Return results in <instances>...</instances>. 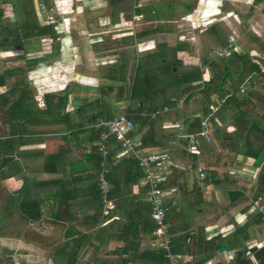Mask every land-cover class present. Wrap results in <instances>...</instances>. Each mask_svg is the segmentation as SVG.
Masks as SVG:
<instances>
[{
  "label": "crops",
  "instance_id": "0c3cea01",
  "mask_svg": "<svg viewBox=\"0 0 264 264\" xmlns=\"http://www.w3.org/2000/svg\"><path fill=\"white\" fill-rule=\"evenodd\" d=\"M92 1L93 7L90 8V0H46L57 18L64 15L56 10L57 4L63 5L65 12L72 11L68 13L73 19L71 25L58 39L59 55L45 66L51 72L54 68L60 70L67 78L68 85L63 91L68 93L71 116L47 125L45 133L20 136L21 133L16 131L19 127L16 126L18 121H14L15 128L9 124L6 111L8 105L4 106L5 115L0 119V140H14L13 154H9L13 160L7 165L0 163V183L6 192L0 210L2 212L8 194L20 195L18 190L22 187L24 178L28 177L32 196L40 198L42 202L43 215L37 221H21L30 226L43 224L41 229H37L47 237L46 251L50 264H53L56 247L75 237L81 238L82 245L78 264H93L94 260H97L96 264H122V260L129 255L137 258L129 264H144L138 255L159 245L148 229H145V221L150 218L151 205L146 195L143 172L140 177H136L140 171H133L122 161L123 157H117V151L115 152L109 166L112 169L109 181L114 209L110 215H104L96 188L101 164L90 154L93 148L90 135L91 118L99 108L94 103L97 98L100 104L112 102L111 97L103 98L100 87L109 81L107 77L114 66L121 61V66L126 64L125 69L129 73L135 56L137 58L157 51L160 42L172 45L167 37H171L174 30L166 24L178 23L179 19L170 16L172 9L166 3L165 8H158L157 17L145 16L133 29L130 24L132 16L127 19L120 13L119 18L113 20L110 13L102 14L109 6L107 0ZM87 13L97 14V19L94 22L84 19ZM151 14H155V8ZM188 16L191 13L185 17ZM149 22L159 24L156 26L160 29L159 32L153 33L157 38L148 34L130 41L138 31L149 28L142 27ZM180 35L178 41H175L176 44L182 43L187 47L177 54L183 60L191 40L188 36V41L181 40ZM191 39L195 37L192 35ZM219 48L222 47L217 44L216 49ZM251 50L258 52L256 47ZM2 53L0 71L17 66L18 62L11 61L10 52ZM252 58L258 62L264 60V55L258 52V56ZM194 66H201L203 76L209 78L211 71L202 64L186 66L185 69ZM34 68L44 67L31 66V69ZM11 81H8L9 85ZM6 89V86H1L0 92ZM194 93L186 100L187 112L184 113V108L179 109L173 105L169 112H160V117L154 122H148L141 130H137L135 136L140 139L147 131H155L157 143L147 149H168L176 132V122L181 115L194 120L196 113L204 112L201 93L198 90ZM112 104L117 115L125 111L129 101H116ZM86 105L87 110L84 109ZM237 112L233 106H225L220 116H214L215 122L211 120L210 124L211 140L201 139L200 154L187 153L185 142L170 151L172 165L165 183V200L170 207L166 217L171 229L170 238L184 234L188 236L187 241L190 243V236L198 229H203L201 234L207 240L216 239L221 245H227V242L233 244L231 249L227 245L225 252L217 250L204 264L234 263L236 252L241 249V245H236L234 241L236 229H241L238 240L242 241L247 252H252L253 257L250 258L254 264H261L255 251L262 246L255 244L264 241V223L261 216L252 210V204L258 195L264 200V161L258 163L254 157L245 154L242 124L235 117ZM68 124L75 125L73 129L77 132L73 133ZM31 129L37 132L40 128L33 126ZM55 153H59L61 159L53 158L49 169L45 171L43 156ZM5 155V148L0 143V160ZM8 170L18 173L3 178L2 173ZM201 173H204L203 177ZM38 182L41 184L37 185ZM20 212L17 206L14 215L18 220L21 219ZM26 239L21 234L15 242L24 244L23 240L28 241ZM31 242L33 243L32 240ZM195 263L196 260H193L189 264Z\"/></svg>",
  "mask_w": 264,
  "mask_h": 264
},
{
  "label": "trees",
  "instance_id": "16d2710c",
  "mask_svg": "<svg viewBox=\"0 0 264 264\" xmlns=\"http://www.w3.org/2000/svg\"><path fill=\"white\" fill-rule=\"evenodd\" d=\"M107 1L113 7V13H111L113 20L118 19L120 13H123L127 19L131 17V15H126L125 9L118 6V0ZM262 1L264 0H255L254 2L260 3ZM186 8L189 12L192 10V5L186 4ZM152 9L147 11L144 6H141L136 7L134 12L143 13L147 18L158 16L157 10H155V14H151ZM159 30L157 27L142 29L136 33V36L131 37L130 41L159 32ZM208 31L216 36L219 46L225 47L228 44V35L223 33L217 24H212ZM58 39L59 34L56 24H46L41 20L35 0H0V52H10L11 61L20 62L17 66L7 67L0 71V87H7L5 91L0 92V105L5 107L8 105L6 111L9 124L15 128L14 121H18L19 124L17 123L16 126L19 127L16 131L21 133L20 136L45 133L47 132V125L71 116V110L68 108L67 92L58 94L46 90L43 93V105H40V101L34 98L27 87L16 82L8 84V81L16 74L26 71L25 67H45L50 61L54 60L60 51ZM253 47L264 53L263 43L259 37L254 35L251 39V45L246 50H232L227 56L213 59L204 58L202 65L208 67L211 71L209 78H205L201 66L182 69V60L178 58L177 54L180 50L187 48L186 45L182 43L169 45L167 42H160L157 51L136 58L134 74L131 78L127 76L126 64L121 66V61L117 63L108 74L107 79L109 81L101 85L100 93L103 98L111 97L112 102L129 101L125 112L134 122V134L148 122H154L160 117L159 111L165 105H175L171 101L173 96L188 93V96L191 97L198 90L202 95V105L205 113L209 111L211 104L217 105L221 99L225 98L214 116H220L221 110L225 106H233L235 110L237 109L238 112L235 117L239 120V124H242L244 152L246 155L254 157L258 163H261L264 161V92L258 89L257 86L262 84V87H264V70L261 63L255 62L250 55V50ZM243 85L246 89L241 93V86ZM112 102L100 104L99 98L94 101L99 105V108L91 118L90 135L93 139V148L90 154L96 157L99 165L102 156L98 150V145L95 144L98 130L94 126L99 120H109L116 116V112L112 108ZM87 107V105L84 106V109L87 110ZM214 119V117L211 119L212 122ZM33 126H39L40 129L34 132L31 129ZM68 127L73 130V133L77 132L73 129L75 125L68 124ZM200 128L199 118L189 120L186 117L188 132L196 133ZM13 132L12 134L15 133ZM155 135V131H147L141 138L143 146L155 145L157 143L155 142ZM13 140H0L6 154L0 160L2 165H7L10 160H13V157L9 156L10 153L13 154ZM110 141L111 154L105 175L108 181L111 180L110 175L112 174V169L109 166L113 155L120 147V143L115 138H111ZM53 158L61 159L59 153L43 156L45 171L49 169ZM122 161L126 162L133 171H140L136 177L142 175L143 171L138 166L136 159L131 156H124ZM99 167L98 177L102 172V166ZM17 173L18 171L8 170L6 173L3 172L2 176L3 178L11 177ZM99 183L98 178L96 188L102 202L103 212V196ZM36 184L40 185L41 182ZM111 191L112 187L109 191L110 198L112 197ZM18 192L20 193L18 196H16V193L8 194L0 214L5 228L0 231L2 236L7 235L6 229L12 221L17 206L21 211V220L26 222L40 220L43 215L42 202L40 198L32 196L28 177L24 178L23 185ZM145 229H148L155 237L156 224L151 218V214L149 220L145 221ZM202 232L203 229H198L194 235H191L192 240L190 243L187 241L188 236L184 234L171 238V250L186 255L181 264H189L193 260H196L195 264H204L217 252L221 244L217 243L216 239L207 240L201 234ZM241 232V229H236V235L234 236L236 245H241V249L236 252L234 263L254 264L253 260L247 255V248L244 244L242 245V241L238 240ZM80 240L79 237L68 239L62 245L56 247L53 264H78L79 251L82 246ZM227 245L229 249L233 248V244L230 242H227ZM127 251H129V248H127ZM255 256L261 264H264V245L255 251ZM138 257L143 260L144 264H170L166 250L160 246L147 249L140 253ZM136 260L137 258L129 255V257L122 260V264H129ZM96 263L97 260H94L93 264Z\"/></svg>",
  "mask_w": 264,
  "mask_h": 264
},
{
  "label": "rangeland",
  "instance_id": "374dc122",
  "mask_svg": "<svg viewBox=\"0 0 264 264\" xmlns=\"http://www.w3.org/2000/svg\"><path fill=\"white\" fill-rule=\"evenodd\" d=\"M139 1L142 2L147 11L151 8H155L158 11L159 7L165 8L164 5L167 3L172 9L170 16H175L179 19L178 23L170 22L166 25L174 30L171 37H167L169 39L167 41L170 44L175 45L176 41H178V35L182 33L187 35L190 38L189 40H191L188 45V52L183 55L182 69H185L186 66L200 65L206 57L209 59L214 57L217 38L208 31L212 23L217 24L223 33L228 35L229 39L234 40L239 51L248 49L254 35L259 37L264 45V1L255 3V0H118V6L125 9L126 15L132 16L135 5ZM186 4L192 5L191 11H187ZM103 11L102 14H111L113 13V7L109 5ZM188 13H191L190 18L189 16L185 17ZM83 18L94 22L97 19V14L87 13ZM191 20H193L194 26H192ZM157 25L159 24L149 22L144 23L142 27L154 28ZM196 26H199V28L194 29L193 27ZM192 35L195 39H191ZM152 36L157 38L156 34L152 33ZM258 52L260 55H264L259 50ZM1 55H3L2 52H0V57ZM261 61H258V63H261L264 68V60ZM135 63L136 56L133 64H131V69L129 68V73L127 72L128 78H131L134 74ZM25 69L26 71L16 74L11 79V83H20L27 87L34 98L40 101V105H43L42 100L45 90L53 89L54 93H65L63 90L68 85V82L60 70L54 68L51 72L45 67L31 69L29 66L25 67ZM257 88L264 92L262 84L258 85ZM187 110L188 107L185 106L184 113ZM4 115L5 107L0 105V119H3ZM5 193V188L0 183V209H2L1 202ZM1 219L0 217V231H3L5 228L4 222ZM24 224L21 219L18 220L16 215H14L6 229L7 235H0V264H50L46 251L47 237L38 230L43 224L39 223L38 225L31 226ZM21 234H24L27 238L26 240H28H23L24 244L15 242V239Z\"/></svg>",
  "mask_w": 264,
  "mask_h": 264
},
{
  "label": "built area",
  "instance_id": "2783aa9c",
  "mask_svg": "<svg viewBox=\"0 0 264 264\" xmlns=\"http://www.w3.org/2000/svg\"><path fill=\"white\" fill-rule=\"evenodd\" d=\"M37 5L38 14L41 20L46 23H55L56 29L59 37H62L67 31L72 22V17L65 12L63 5H56V10L64 14L60 18H56L55 12L51 6H49L46 0H35ZM88 7H93V1L90 0ZM142 2H138L136 7H141ZM57 12V11H56ZM59 13V14H60ZM190 18V16H189ZM145 19L143 13L134 12L130 20L131 27H135L138 21ZM193 24V20H191ZM187 35L181 34L179 38L181 40H186ZM180 40V41H181ZM188 41V40H186ZM182 42V41H181ZM232 50H238L233 39H229L228 44L225 47L216 49L214 52V58L227 56ZM250 55L254 58L258 56L257 51H251ZM257 62L256 59H254ZM245 85L241 86V93L245 91ZM188 98V93L182 94L180 96H173L171 101L175 103L179 109H183ZM225 101V98L221 99L219 104H211L209 106V111L207 113H196L195 118L200 119L201 128L198 132H188L186 129V117L181 115V117L176 122V132L171 145L168 149L162 151H151L147 147L143 146L142 140L137 138L134 134L135 125L132 119L127 116L124 111L122 113H117L112 119L109 120H99L95 124V128L98 130L97 140L95 144L98 145V150L101 153V166L102 172L99 177V186L103 196V213L104 215H110L111 211L114 209V202L109 197L110 183L106 178L107 164L110 160L111 154V138H115L119 143L120 147L117 150L116 156L121 158L124 156H131L136 159L138 166L143 171L144 183L146 186L147 199L151 205V218L156 224L155 230V241L158 245L166 250V255L170 261V264H181L185 259L186 255L179 252H174L171 250V238H170V228L166 220L167 213L169 211V205L166 203L165 196V183L170 172L172 162L170 160V151L175 149L177 146L183 144L186 141V152L189 154H200L201 153V139L207 141L211 140V119L220 107V104ZM171 106L165 105L160 109L159 112H169ZM204 176V173H201ZM252 210L261 216L262 222L264 223V200L261 196H258L252 204ZM257 246H263L264 241L261 243H256ZM247 255L252 256V252L248 251ZM236 264V263H232Z\"/></svg>",
  "mask_w": 264,
  "mask_h": 264
},
{
  "label": "water",
  "instance_id": "95a60500",
  "mask_svg": "<svg viewBox=\"0 0 264 264\" xmlns=\"http://www.w3.org/2000/svg\"><path fill=\"white\" fill-rule=\"evenodd\" d=\"M227 249H228L227 245H226V244H222V245H220V247L218 248V251H219V252H225V251H227Z\"/></svg>",
  "mask_w": 264,
  "mask_h": 264
}]
</instances>
